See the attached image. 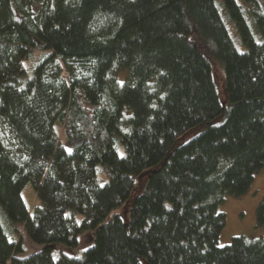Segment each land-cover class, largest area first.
Segmentation results:
<instances>
[{"label":"trees","instance_id":"obj_1","mask_svg":"<svg viewBox=\"0 0 264 264\" xmlns=\"http://www.w3.org/2000/svg\"><path fill=\"white\" fill-rule=\"evenodd\" d=\"M262 166L264 0H0V206L41 245L0 224V264H264V236L217 245Z\"/></svg>","mask_w":264,"mask_h":264},{"label":"rangeland","instance_id":"obj_2","mask_svg":"<svg viewBox=\"0 0 264 264\" xmlns=\"http://www.w3.org/2000/svg\"><path fill=\"white\" fill-rule=\"evenodd\" d=\"M38 2L32 5L33 10L35 11L38 8ZM237 46V45H236ZM243 47H241L242 49ZM240 49V50H241ZM29 58L23 61V66L30 64ZM211 72L213 81L215 84V89L218 93V98L223 104H227V100L224 95V73L221 64L216 60H211ZM62 75L66 77L65 71H62ZM123 80V72L118 73V81ZM220 121V119H218ZM217 121V122H218ZM201 130L200 127H196L188 130L186 133L181 135L177 143H183L195 136ZM3 138L9 140V135L5 132V129L2 130ZM118 154L122 155L123 150L121 147L117 148ZM103 172L97 171V175H102ZM138 185V180L136 181ZM143 185V183H142ZM141 186H136L129 194L128 199L121 203L119 206L113 208L108 217L112 214H117L122 218H127L126 211L129 209L132 198L139 192ZM264 192V166H262L256 173L253 175L252 182L245 193L238 197L227 196L218 206L217 211L224 214V225L220 230L217 237V245L223 246L229 242V239L232 236L242 235L247 239H254L260 236H264V224L258 226L255 223L254 211L257 203L259 202L262 194ZM21 198L27 207H31L34 203V194L33 189L30 184L24 185L20 192ZM0 224L3 227L4 232L7 235V239L12 241L14 239H19L20 245L22 248V254L27 255L31 252L36 251L40 248L41 245L31 242L25 233L22 231L21 227L15 226L9 223L6 217L3 214V211L0 206ZM16 228L17 232L13 231ZM82 244V245H81ZM81 244L74 249V253L79 255L81 250L85 249L90 242H85L82 240ZM61 249V248H60Z\"/></svg>","mask_w":264,"mask_h":264}]
</instances>
